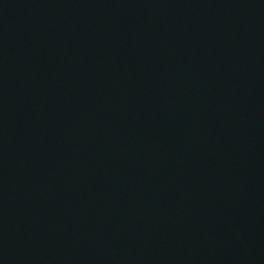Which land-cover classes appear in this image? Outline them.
<instances>
[{"label": "water", "instance_id": "water-1", "mask_svg": "<svg viewBox=\"0 0 264 264\" xmlns=\"http://www.w3.org/2000/svg\"><path fill=\"white\" fill-rule=\"evenodd\" d=\"M0 264H264V0H0Z\"/></svg>", "mask_w": 264, "mask_h": 264}]
</instances>
